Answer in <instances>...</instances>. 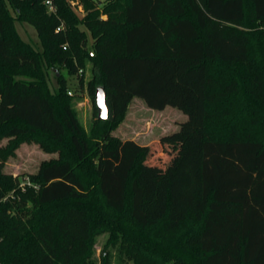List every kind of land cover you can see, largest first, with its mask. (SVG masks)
I'll list each match as a JSON object with an SVG mask.
<instances>
[{
	"label": "trees",
	"instance_id": "1",
	"mask_svg": "<svg viewBox=\"0 0 264 264\" xmlns=\"http://www.w3.org/2000/svg\"><path fill=\"white\" fill-rule=\"evenodd\" d=\"M89 1L80 17L69 0L51 13L41 0H0L6 153L23 139L59 151L24 174L31 185L0 172V264H95L103 233L99 264H110L108 247L132 264H264V0ZM8 7L35 27L42 52L17 35ZM87 61L96 116L97 85L108 106L90 135L67 86L68 76L83 85ZM42 62L65 68L55 93ZM134 97L198 114L190 198L147 193L148 146L112 134Z\"/></svg>",
	"mask_w": 264,
	"mask_h": 264
},
{
	"label": "rangeland",
	"instance_id": "2",
	"mask_svg": "<svg viewBox=\"0 0 264 264\" xmlns=\"http://www.w3.org/2000/svg\"><path fill=\"white\" fill-rule=\"evenodd\" d=\"M107 1L90 0L87 7L101 9ZM69 4L80 17L84 15V7L80 0H74V4L71 2ZM8 9L17 35L35 51L42 52V40L35 27L25 19H18L17 13L9 7ZM102 17L105 18L104 15ZM80 28L86 30L87 46L88 49H91L90 33L83 25H80ZM93 69V64L87 61L83 71L82 86L79 83V78L66 75L68 76V92L73 94L70 98L71 106L87 135L94 131L95 120L97 119L95 105L86 86L87 81L94 76ZM42 71L49 92L55 93L58 88L55 72L56 75L59 72L66 74L65 68H58L57 65L46 66L42 62ZM17 77L26 80L31 79L25 73ZM112 134L122 140L130 139L139 145L148 146L149 152L140 177V182L146 188L147 193L151 192L156 195L164 193L165 190H170L174 195H181L183 200L190 198L192 189L197 184L195 172L199 136L197 113L170 104H165L161 108H150L142 99L134 97L122 121L112 131ZM11 138L5 135L0 136V172L18 176L21 182L20 187H23L25 185L24 180H27L24 174H37L44 162L59 157L58 150L44 148L39 143L29 139L19 141L16 147L12 148V153H6V148L13 142ZM24 192L23 189H20V193ZM107 238V233L100 234L95 238L93 253L95 264L100 262V254ZM108 250L110 252V264H132L131 261L126 260L123 254L119 253L117 248L108 247Z\"/></svg>",
	"mask_w": 264,
	"mask_h": 264
},
{
	"label": "water",
	"instance_id": "3",
	"mask_svg": "<svg viewBox=\"0 0 264 264\" xmlns=\"http://www.w3.org/2000/svg\"><path fill=\"white\" fill-rule=\"evenodd\" d=\"M95 103L97 108V118L100 120L108 117V106L105 100V90L102 86L96 88Z\"/></svg>",
	"mask_w": 264,
	"mask_h": 264
},
{
	"label": "built area",
	"instance_id": "4",
	"mask_svg": "<svg viewBox=\"0 0 264 264\" xmlns=\"http://www.w3.org/2000/svg\"><path fill=\"white\" fill-rule=\"evenodd\" d=\"M42 3L46 6L47 8V11L49 13L51 12H55L56 11V5H55V2L54 0H41ZM71 4H74V0H70ZM60 27H57L56 28V31H59ZM69 93V92H68ZM70 94V93H69ZM27 183V184H30L28 180H24V184ZM21 184V183H20ZM21 186V185H20Z\"/></svg>",
	"mask_w": 264,
	"mask_h": 264
}]
</instances>
